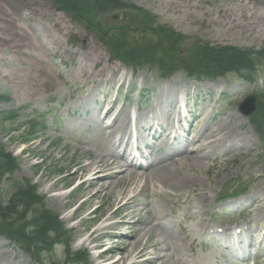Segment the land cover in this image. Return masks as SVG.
Segmentation results:
<instances>
[{"label":"rangeland","instance_id":"374dc122","mask_svg":"<svg viewBox=\"0 0 264 264\" xmlns=\"http://www.w3.org/2000/svg\"><path fill=\"white\" fill-rule=\"evenodd\" d=\"M125 1L151 12L156 22L185 35L187 37L183 45L185 49L190 48L198 39L213 45H230L254 50L264 48V14H261L264 13V0H210L203 5H199L197 0L194 2L195 5L181 4L183 5L181 10H174L176 2H170L171 0ZM221 3L231 4L235 14L210 17L204 11L214 9L215 5ZM251 13L254 15L250 18ZM9 17L13 18L15 23L13 30L6 22ZM98 20L101 23L94 27L95 29H90L85 23L74 20L69 13L60 10L53 0H0V36L11 38L10 42L0 40V112L17 110L19 113L16 121H5L0 117V144L19 160L18 169L12 175L13 180L23 183V180L27 179L37 185L39 194L46 196V207L59 214L67 228L72 230L71 253L88 250L90 253L88 264H119L116 261L122 254L118 250L105 255L103 261H99L95 256L96 250L75 245L79 239H85L89 231L99 226L109 212L123 204L111 205L110 194L100 196L86 206L83 205L78 217L65 220L63 216L72 214L75 205L88 197L85 187L89 175L86 172H78L70 178V174L77 170V162H86L93 152L101 150L106 144L97 110L100 108L98 100L102 97L101 92L107 85L118 86L120 93H117L114 87L110 99L117 98L121 107L130 110L133 115L131 126L134 127L139 113H146L161 92L168 89V85L180 84L189 92L193 115L213 108L216 117L212 119L207 117L204 120L207 124L210 123L208 126L218 120L234 124V132L228 141L231 148L225 154H215L214 162L212 159L206 161L209 166L195 165L186 169L184 175L194 176L196 185H191L190 190H182L168 204L166 202V209H152L150 206L130 202L126 207L119 209L112 221H129L131 226L137 219L143 221L146 216L153 213L158 217L157 221L163 220L166 227L176 234L172 242L177 249L179 248L176 256L180 261L178 264H246L231 262L229 258L231 249L221 246V243L226 244L227 240L210 235L209 229L205 233L204 224L201 225L199 221L203 220L210 225L211 230L216 231L219 230L220 224H224L230 230L236 227L242 229V226H245L246 229H252L245 235L256 243L253 251L258 257L259 264H264V222L254 221L257 212L248 206V202L247 206H226L233 201H245L248 198L246 196H253L254 192H262L264 208V163L260 160L261 141L248 116L239 111V104L246 96L259 91L264 92V72H260L253 83L235 74L216 80L204 78L196 81L182 72L167 79L159 77L149 69L136 72L133 67L115 59L100 36V31H107V34L102 32L107 36L116 31L120 32L123 27H128L133 33L130 37L140 35L134 29L135 25L130 18H124L120 10H113L100 14ZM24 33H27V37H23ZM88 44L95 45L103 54L104 65L120 63L125 66L115 83L101 81L100 78L92 80L88 71L83 73L77 68L74 53L84 51ZM87 66L91 71L94 70L90 62ZM108 73L111 75V71ZM124 75L126 83L119 89ZM99 110L104 112L102 108ZM32 125H36L35 130L30 129ZM132 135L136 136L135 131ZM30 137L33 139L26 142ZM158 137L149 138L155 146L161 147L163 140ZM63 152H67L68 158L59 159ZM163 152L164 147L158 151L153 150V156L161 157ZM8 176L1 183L4 189L3 197L6 198L13 189L10 179H7ZM232 182L247 186L248 190L244 197H231L219 203V196ZM53 183H56L57 187L46 191L45 188ZM141 185L134 184L136 193L140 192ZM145 188L149 193L140 192L137 203L163 202L160 196L153 195V186L146 185ZM260 188L262 189L259 190ZM200 193L209 195V199L205 200L206 204L198 203ZM57 194L67 195L66 200L69 204L66 208H62L55 198ZM191 202L193 204L197 202L203 210L201 215L189 216L190 209L187 206ZM132 205H136L140 210L131 213ZM95 208H98V211L92 213ZM230 210H234V214L224 218V212ZM81 221L83 222L80 223ZM192 230L197 234L191 235ZM114 232L130 233L131 229L128 226L110 229L107 231L108 234L96 243L104 247L112 246L114 241L108 237ZM160 240H163L162 236L158 230H154L149 241ZM164 243L170 245L169 241ZM1 251L4 253L2 264H40L20 247L6 240L0 232ZM65 251V247L59 246L54 254H46L44 259L48 264H85L67 260ZM154 252L153 247H149L145 252L137 254L133 262L146 264V260L155 255ZM166 254L170 258V254ZM169 262L166 263H172L171 260ZM121 264H128V261ZM152 264L161 263L155 261Z\"/></svg>","mask_w":264,"mask_h":264},{"label":"bare ground","instance_id":"6f19581e","mask_svg":"<svg viewBox=\"0 0 264 264\" xmlns=\"http://www.w3.org/2000/svg\"><path fill=\"white\" fill-rule=\"evenodd\" d=\"M195 1L197 0H171L170 2H176L174 3V10H181L183 8L181 4L195 5ZM209 1L198 0L199 5H203ZM204 11L210 17L235 14L231 4L226 5V3L217 4L214 6V9ZM5 15L8 16L7 13ZM253 15V13L249 14L250 18ZM215 20L221 21L218 18H215ZM6 22L13 30L15 27L13 18L9 17ZM23 37H27V33H24ZM0 40L10 42L11 38L0 36ZM74 61L78 63L77 68L82 70L83 73L88 71L89 78H93L92 80L100 78L101 81L115 83L121 70L125 69V66L120 63L110 66L104 65L103 54L95 45L91 44H88L84 51H76L74 53ZM88 62L93 64V71L87 66ZM110 71L111 75L108 73ZM125 83L126 77L124 75L119 89ZM114 87L115 85H107L101 92L100 108H104L105 110L104 113L99 110L100 108L97 110L99 122L106 137L105 146L101 150L93 152L86 162H77V170L70 174V178L74 177L78 172H86L89 175L85 187L88 197L74 207L72 214L64 215L63 218L68 220L78 217L83 205L86 206L87 203L97 197L110 194L111 205L121 203L123 205L117 210L109 212V215L104 217L102 223L89 231L86 238L80 240L75 247L86 246L95 249L96 242L101 237L107 235L108 230L116 229L119 226H128L131 229L130 233L119 232L111 235L114 244L108 248L105 254L115 253L118 250L122 255L116 261L117 263L121 264L128 261V264H135L133 259L137 254L145 252L149 247H153L155 255L150 260H146V264H152L155 261L167 264L166 262L170 260L171 264H178L180 261L176 259V256L179 248L177 249L172 242L176 234L166 227L163 220L157 221L158 217L153 213L150 216H146L147 218L143 221L137 219L134 223H131V226H129V221H124L120 225L119 222H114L112 219L117 215L119 209L123 206L126 207L130 202L138 205L142 204L145 207L150 206L152 209H166L168 202L174 196L184 189H189L191 185H196V178L194 176L184 175L186 169L192 168L195 165L209 166V163L206 161L213 160L215 154H225L230 150L231 146H228V141L234 132L235 126L228 121L222 120H218L213 125L208 126L210 123L208 122L207 124L204 120L207 117H210V119L214 117V109L210 108L199 112L198 115H193L189 103L188 90L180 84H171L167 86L168 89H164L161 92L160 96L156 98L155 103L148 107L146 113L141 112L136 117V122H134L133 126L136 134L138 133L139 135L132 142L131 120L133 115L130 110H126L119 105L117 98L110 99ZM180 103L184 104L187 108V114L180 110ZM186 131L188 132L185 133ZM148 136L152 138L161 137L163 145L161 147L155 146ZM162 147H164V152L161 154L164 156H153V150L158 151ZM149 149L150 151H148ZM73 153H75V148ZM130 156H135L137 160L129 158ZM71 157H73V154ZM66 158H68L67 152H63L59 156V159ZM140 183L142 184L141 193H149V190L145 188L146 185L149 187L153 186V195L160 196L163 202L160 204L154 201L137 203V196L140 192L136 193L133 186ZM56 187L57 184L53 183L51 186L46 187L45 190L51 191V188ZM157 190H161V192ZM261 193H252L253 196H250L248 201V206L253 208L254 212H257L254 221H258V223L264 222L263 196ZM55 198L60 202L62 208L68 206L69 201L66 200V194H57ZM197 199H199L198 203L206 204L205 200L209 199V195L207 193H200ZM240 201L239 203L242 205L244 202ZM187 208L190 209L189 216L201 215L203 213L197 202L194 204L192 202L189 203ZM131 209V213L140 210L136 205H132ZM199 222L201 225H206V222H203V220ZM199 222L198 226H200ZM154 230L159 231L163 240L159 242L149 241ZM249 231H252V229L249 228ZM196 234L197 232L192 230L191 235L194 236ZM164 241H169L170 245L167 246ZM228 247L226 246V248ZM166 253L170 254V258ZM3 254L1 251L0 264L3 262Z\"/></svg>","mask_w":264,"mask_h":264},{"label":"trees","instance_id":"16d2710c","mask_svg":"<svg viewBox=\"0 0 264 264\" xmlns=\"http://www.w3.org/2000/svg\"><path fill=\"white\" fill-rule=\"evenodd\" d=\"M53 2L61 10L70 13L74 20L85 23L89 28L99 25L100 14L113 10L123 12L124 17L130 18L135 25L134 29L140 35L130 37L133 33L128 27H123L120 32L102 35V40L110 46L113 56L134 66L136 70L150 67L163 76L182 71L189 76L210 79L237 73L249 80L264 70V48L253 50L230 45H213L198 39L190 48L185 49V35L172 27L159 24L149 11L125 0ZM0 117L15 121L19 114L16 110H10L0 112ZM253 122L264 138V94L259 99ZM30 128L34 130L36 125ZM17 169V159L0 144V231L33 259L41 264H48L44 256L52 254L58 244H65L68 248L71 233L58 215L46 207L44 198L37 194L36 186L29 181L12 182L13 189L9 198L3 197L4 189L1 183L7 174L12 175ZM68 256L70 258L69 252ZM70 259L88 262L84 253L74 254Z\"/></svg>","mask_w":264,"mask_h":264},{"label":"water","instance_id":"95a60500","mask_svg":"<svg viewBox=\"0 0 264 264\" xmlns=\"http://www.w3.org/2000/svg\"><path fill=\"white\" fill-rule=\"evenodd\" d=\"M255 101H256V98L254 96L253 97L251 96V97L247 98L246 101L241 105L242 110L245 113L253 112L255 110V108H256ZM249 104L251 105V108H247V105H249Z\"/></svg>","mask_w":264,"mask_h":264}]
</instances>
